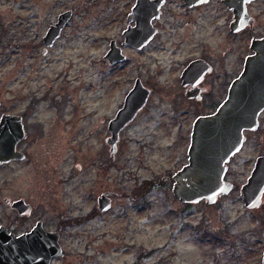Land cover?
Masks as SVG:
<instances>
[{"label":"rangeland","instance_id":"1","mask_svg":"<svg viewBox=\"0 0 264 264\" xmlns=\"http://www.w3.org/2000/svg\"><path fill=\"white\" fill-rule=\"evenodd\" d=\"M133 3L0 0V115H23L26 132L18 145L26 159L0 166V226L17 235L41 220L45 230L58 232L64 256L52 264H259L264 193L261 205L248 209L239 188L256 157H264V112L260 132L247 134L229 162L236 188L215 204H183L162 181L185 164L190 132V114L173 112L169 102L176 61L196 52L198 39L207 54L219 55L226 29L192 21L181 40L170 43L165 32L162 46L137 51L121 44ZM65 10L71 20L46 48L42 37ZM217 12L223 24L224 10ZM248 12L256 17L255 33L263 34L264 0L249 4ZM246 35L237 36V54L221 67L241 71ZM111 40L126 56L115 68L103 58ZM179 44L184 48L172 56L170 47ZM141 76L142 84L149 86L147 77L163 91H152L120 132L112 159L107 124ZM99 191L109 192L110 209L76 224ZM19 199L31 206L30 215L19 216L5 202Z\"/></svg>","mask_w":264,"mask_h":264},{"label":"water","instance_id":"2","mask_svg":"<svg viewBox=\"0 0 264 264\" xmlns=\"http://www.w3.org/2000/svg\"><path fill=\"white\" fill-rule=\"evenodd\" d=\"M149 1L136 0L128 19L148 15V10H152ZM225 1L234 13L230 26L232 31H240L248 22L251 23V18L245 16L246 4L254 0ZM151 16L150 12L148 18ZM71 17V10L59 15L57 23L44 36L46 48L51 47L59 38ZM123 35L128 45L139 48L146 44L152 33L146 29L140 31L129 28ZM252 47L259 52L258 55L245 59L242 72L233 81L222 104L214 113L201 116L193 123L187 163L171 177L172 195L181 203L197 204L203 201L206 205H213L233 188L231 183L224 180L226 164L241 149L245 141L244 130H255L258 127L259 114L264 110V38L253 40ZM110 48L107 54L110 64L125 59L114 41ZM148 94L149 91L136 81L133 89L127 93L122 107L108 122L110 134L106 137V143L112 159L117 152L120 132L145 105ZM25 138L26 132L20 116L3 114L0 117V165L24 160L25 155L17 149V145ZM165 180L166 177L162 179ZM263 193L264 157L260 156L240 189V197L246 208L253 209L261 205ZM5 202L19 216L30 215L32 211L31 206L22 199ZM98 204L100 211H107L111 207V199L104 193L98 198ZM60 256L62 247L59 244V233L45 230L41 220L29 231L18 235L0 226V264H51L52 259ZM262 262L264 264V252Z\"/></svg>","mask_w":264,"mask_h":264},{"label":"flooded vegetation","instance_id":"3","mask_svg":"<svg viewBox=\"0 0 264 264\" xmlns=\"http://www.w3.org/2000/svg\"><path fill=\"white\" fill-rule=\"evenodd\" d=\"M135 1L136 0H134L133 6L135 4ZM254 1H256V0H254ZM254 1L246 4L247 14L245 16L251 18V23L248 22L247 23L248 25H246L240 31H236V32L232 31L231 27H230L232 22H233V17H234L233 9L229 7V4L226 3L225 0H150L149 2H151L150 6L152 7V10H148V12H147V13H149L148 15L147 14H145L144 16L140 15L139 17H136V18L133 17L132 20H129L128 14L131 13L132 7L126 15L127 26L121 32V35L123 37V41L121 44L123 46L131 47L137 51H142L149 44H152L155 42L158 43L160 46H162L163 43H161V40L165 36L164 35L165 32H167L168 35H170V38H171V41H169L170 43H174V41L181 40L180 38H182L183 35H187V32L189 31V26H190L192 21L197 22V26L199 28H200L199 25H201L202 27H205L206 25H212V27L215 29H218V28L220 29L221 27H224L226 29L225 38L223 40H221L222 42L219 41V43H218L219 47L225 46V48H224L225 51L221 50L219 55L213 56V55L207 54L205 52V46H202L201 42L198 39V41H195L193 44V47H195V49H197L196 52H193V53L185 56L181 61L175 59V60H177L176 65L178 67H177V72H176L177 74L171 83L173 86L169 87L171 92L174 91L173 97L170 98L169 102H170V105L172 107L173 112L184 111L185 113H189L190 116L188 118L189 119L191 118L189 120L190 132H189L188 142H187V147H186V162H185V164L187 163V158H188L187 157V150H188V147L190 144V133L192 130L193 123L195 122V120L197 118H199L201 116H206V115L212 114L218 109V107L225 100L233 81L235 79H237L239 77L240 73L242 72L245 59L247 57L254 58L259 53L252 47V41L255 39L264 38V33L263 34L255 33L256 17H253L248 12V5L253 3ZM173 4H174V8L171 9V6ZM219 7H221L224 10L223 17L225 20H224L223 24H220L219 21H217V19H216V17L218 16L217 10ZM65 11H68V10H65ZM65 11H63V12H65ZM150 12L152 13V16H151V18H148V16L150 15ZM167 13H169L168 17H166ZM59 15H58V17H59ZM58 17H57L56 22L54 24L50 25L49 28L57 23ZM129 28H137L140 31L146 29L147 31H150V33H152V35L150 36V39L146 42V44L140 46L139 48H136V47H133L131 45H128L126 43V38L123 35V32ZM227 29H228V32H227ZM246 31L248 33V35H246L247 39L249 37V42H248V45L246 48V52L244 51L245 53L241 56V59L237 58L235 60L237 62L240 59V62H241L240 65L242 67L241 71L239 72L238 65L236 67H233V69H231V70H226L223 66L221 67V64L224 65V62L230 58L232 53L237 54V49L235 48V44L237 42V36L246 32ZM45 34H44V36H45ZM44 36L42 37V41L44 39ZM112 41L115 42V46L120 49L121 55H123L125 57V59H126V56H125V54L122 53L121 47L117 46L115 40H111L109 42L108 50L104 54L103 58H104V60L107 61L109 66L115 68V67H117V65L123 63L125 61V59L123 61L117 62L113 65L109 63V59L107 58V54H108V52H110V49H111L110 44ZM170 48L172 50L171 55L173 56L177 51H179L181 48H184V47L182 46V44H179V45H174V47H170ZM44 53H45V51H44ZM143 77L144 76L135 78L133 86L128 92H130L133 89L136 81H139L141 86L146 88L149 91L148 97L150 96L151 92L154 90L157 92L163 91V89H161V87H159L157 84H154L147 77H145V78L149 81V86H145L144 84H142L141 79ZM148 88L151 90H149ZM148 97H147V99H148ZM146 102H147V100H146ZM123 103H124V101H123ZM183 105H184V107H182ZM143 107L141 109H143ZM0 108H1V103H0ZM139 111L136 113V115L139 113ZM262 112H264V110ZM262 112L260 114H262ZM3 114H14V113H2L0 115V117ZM260 114H259V117H260ZM136 115H135V117H136ZM18 116H20L22 118V123L24 126V116L23 115H18ZM259 117H258V127L255 130H245L243 132V134L245 136V141L247 138V134L253 133V132L254 133L260 132ZM134 118L131 121H133ZM24 130H25V127H24ZM245 141L243 142L241 149L243 148ZM20 143H18V145ZM18 145H17V149H18ZM241 149H240V151H241ZM20 152H22V151H20ZM234 156H232L229 159V161L227 162L226 171H225V175H224V180L226 182L231 183L233 186L231 192L236 188L235 184L233 183V181L229 177V175H230L229 162ZM258 157H260V156L256 157L254 164H255ZM25 159H26V156H25L24 160ZM20 161H23V160H20ZM12 162H14V161H12ZM254 164H253V167H254ZM183 165H181L179 167V169ZM253 167L250 171V174L253 170ZM179 169H176L175 172ZM250 174H249V176H250ZM171 177L172 176L166 177V181L167 182L169 181L171 183V189H172L173 181H172ZM248 177H247V179H248ZM247 179H246V181H247ZM244 184H242V185H244ZM242 185L239 188V193H240V189H241ZM104 193H106L107 196L110 197L109 192L99 191L96 195V205L91 209L89 215H86L82 219H79V222H76V224H79L80 221H83L86 218H90V219L96 218L97 216L102 215L109 210L108 209L107 211H100V209H99L98 198ZM253 209H256V208H253ZM69 223L74 225V221H70ZM61 228H63L62 224L60 225L58 230H60ZM59 242H60V237H59ZM261 244H262V239H260V240L257 239L256 246L257 247H258V245L261 246ZM263 252H264V240H263V244H262V254L259 257V264H263V262H262ZM63 256H64V252L62 251V256L52 259L51 264H52V262L56 261L58 258L62 259Z\"/></svg>","mask_w":264,"mask_h":264}]
</instances>
